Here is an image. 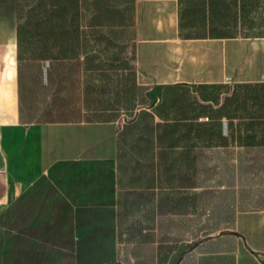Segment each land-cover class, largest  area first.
Masks as SVG:
<instances>
[{"label":"crops","instance_id":"0c3cea01","mask_svg":"<svg viewBox=\"0 0 264 264\" xmlns=\"http://www.w3.org/2000/svg\"><path fill=\"white\" fill-rule=\"evenodd\" d=\"M116 6L128 7L132 19L94 26L107 36L100 47L109 46L97 54L115 65L127 61L128 68L109 70L122 76L119 82H97L110 91L94 106L137 116L160 104L166 87L188 86L210 105L212 117L198 121L220 125L207 137L229 142L205 148L208 170L186 184L173 166L171 178L153 188L155 198L143 194L140 212L126 215L120 195L134 185L119 169L121 114L22 121L18 0H0V230L76 252L86 233L77 219L81 209L92 208L114 221L95 249L110 254L94 264H264V146L239 145L238 139L254 134L237 130L245 118L233 117L227 105L238 99L242 84L264 83V0H120ZM200 85H214L208 92L218 100H203ZM155 121L162 119L156 115ZM137 218L140 227L127 228Z\"/></svg>","mask_w":264,"mask_h":264},{"label":"trees","instance_id":"16d2710c","mask_svg":"<svg viewBox=\"0 0 264 264\" xmlns=\"http://www.w3.org/2000/svg\"><path fill=\"white\" fill-rule=\"evenodd\" d=\"M23 1L26 2V10L22 13ZM119 2L18 0L21 20L17 43L18 84L22 121L108 120L123 112L120 108L94 106V99L106 97L110 91L109 86H98L97 82H119L122 76H113L109 70L128 68L127 61L117 60L119 63L115 65L113 60L101 59L97 54L107 51L109 46L100 47V42L107 36L94 26L125 23L132 19L128 7L116 6ZM84 25L89 26L85 28ZM108 43L106 41V45ZM81 53H84V58H81ZM213 86H199L198 92L203 100H218L214 93L208 92V88ZM241 87L238 99H228L227 105L232 109L233 117L238 114L239 118H245L237 124V130L253 133L254 136L238 139L239 145L245 148L263 147L264 83L242 84ZM208 108L210 105L202 104L190 87L168 86L163 92L162 102L152 111L141 109L137 116L120 125L119 169L125 173L128 183L134 185L132 190L124 192V197L123 193L120 195V204L122 202L121 205L125 206L126 215L140 212L143 194L145 197L148 195L149 199L155 198L157 181L164 177L171 178L173 166L180 169L179 179L185 184L194 179L195 172L208 170L204 149L229 142L225 138L214 140L207 137L208 133L219 131L220 126L198 121L204 114L212 117ZM156 115L162 121L156 122ZM229 126L232 131L233 123ZM258 132L262 133V138L256 136ZM119 185H122L121 177ZM142 187L153 191L142 193ZM81 210L84 215L80 219L78 217L77 225L83 226L86 233L78 240L76 252L26 235L0 230V264H94L96 258L103 254L108 256L110 253L96 252L95 249L99 242L110 236L114 221L109 216L103 219L101 214L98 215L99 209ZM121 217L118 213L117 226L123 225ZM140 224L137 218L127 228H139ZM111 263L107 259L101 264Z\"/></svg>","mask_w":264,"mask_h":264},{"label":"rangeland","instance_id":"374dc122","mask_svg":"<svg viewBox=\"0 0 264 264\" xmlns=\"http://www.w3.org/2000/svg\"><path fill=\"white\" fill-rule=\"evenodd\" d=\"M21 6L22 7L24 6L23 7V10H22V13H23L26 10V2L23 1ZM188 49H190V47H188ZM149 100H152L151 96H149ZM133 116H134V112H131V111H124V112H122L121 115H120V117H119V124L121 125L122 123H125L127 120H129ZM229 175L231 176V173H229ZM126 261L128 263V260H126Z\"/></svg>","mask_w":264,"mask_h":264},{"label":"built area","instance_id":"2783aa9c","mask_svg":"<svg viewBox=\"0 0 264 264\" xmlns=\"http://www.w3.org/2000/svg\"><path fill=\"white\" fill-rule=\"evenodd\" d=\"M123 122H124V121H123ZM122 124H123V123H122ZM122 124H121V125H122Z\"/></svg>","mask_w":264,"mask_h":264}]
</instances>
